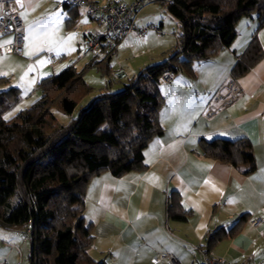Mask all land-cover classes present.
<instances>
[{
    "label": "crops",
    "instance_id": "crops-1",
    "mask_svg": "<svg viewBox=\"0 0 264 264\" xmlns=\"http://www.w3.org/2000/svg\"><path fill=\"white\" fill-rule=\"evenodd\" d=\"M94 1L105 4L113 0ZM15 3L25 35L30 25L53 22L54 37L72 43L71 49L61 43L53 46L59 57L68 63L67 56L77 53L83 60L84 31L94 27L84 8L69 10L66 0ZM142 8L132 18L139 26L144 25L139 14ZM72 14L76 18L70 27L67 20ZM239 22L245 23L237 27ZM236 29L233 43L192 64V74L178 71L171 83L159 84L166 95L163 98L159 91L164 99L157 113L162 134L147 142L143 171L114 177L103 170L87 183L83 210L85 222L91 225L92 259L106 264H196L207 252L223 258L225 264H264V24L258 26L255 17L241 18ZM130 34L135 35L128 32L126 36ZM252 40L261 57L254 62L246 59L247 70L233 77L235 64L241 62ZM26 44L24 41L22 55L0 56L15 55L30 64L32 58L45 55V48L35 51ZM28 52L32 54L26 55ZM100 55L103 58L105 53ZM55 60L54 56L51 62ZM229 82L241 91L236 99L230 100ZM217 137L249 141L255 170L245 175L228 162L203 155L201 139ZM256 219L260 223L252 226ZM238 220L239 230L229 233ZM15 229L22 231L20 226L0 228V238ZM3 252L0 245V264L9 257Z\"/></svg>",
    "mask_w": 264,
    "mask_h": 264
},
{
    "label": "trees",
    "instance_id": "trees-1",
    "mask_svg": "<svg viewBox=\"0 0 264 264\" xmlns=\"http://www.w3.org/2000/svg\"><path fill=\"white\" fill-rule=\"evenodd\" d=\"M159 1L179 25L177 49L121 90L92 97L68 123H58L53 110L75 113L91 92L83 72L98 63L96 57L80 71L71 65L40 80L37 100L11 117L4 114L18 103L19 90L0 92V228H22L30 241L29 264H106L89 255L93 236L83 210L87 183L103 170L114 177L143 171L147 142L162 134L157 113L164 72L186 69L192 74V64L233 43L237 22L244 16L264 24V0ZM75 18L72 14L67 25L71 27ZM113 50L101 58L104 64ZM260 57L259 47L251 42L235 64L233 77L247 70L246 59ZM199 143L203 155L228 162L245 175L256 168L246 139L217 137ZM240 224L238 220L229 233L238 231Z\"/></svg>",
    "mask_w": 264,
    "mask_h": 264
},
{
    "label": "rangeland",
    "instance_id": "rangeland-1",
    "mask_svg": "<svg viewBox=\"0 0 264 264\" xmlns=\"http://www.w3.org/2000/svg\"><path fill=\"white\" fill-rule=\"evenodd\" d=\"M163 5L164 4H159L158 2L146 3L139 12V14L142 13V18H144V22L141 21L144 24L142 26H146L147 23H153L158 27L160 22H162L161 29L163 34L157 35L153 32H147L143 38L132 34L125 38H121V40L115 44L117 48L115 49L114 47L109 61L107 60V64H104L106 63L105 59V61H101V55L96 56L90 50L88 51L86 49L87 46L85 48L81 47V57H83V60H79L78 54L76 53L71 56L68 55L66 58L68 63H65L63 59L59 57L58 50L54 49L53 46H60L61 43L64 46H69L71 49L72 43L67 39H65V41H63L62 38L57 40L55 37H53L55 44L51 47V50L45 47V55H37L35 59L32 58L33 60L30 64L25 60H19L15 55L0 56V92L8 91L10 88L14 87L19 89L20 95L18 103L4 115H6L7 118L11 117L14 113L24 110L35 102L41 94L39 88H37V83L40 80L50 75H57L67 65H74L76 70L80 71L90 63V59L92 60L96 57L95 60L98 63L93 67H87L83 72L84 81L91 87V92L87 94L80 105L76 107L75 113L72 116H67L57 108L53 110L57 122L66 124L76 117L79 108L81 106H86L92 97L100 92L111 93L121 90L124 83H128L132 78H136L147 66L160 64V62L167 60L175 49H177L179 25L177 21L166 12V9L164 10V8H162ZM252 16H254V14ZM242 19L244 21V19L247 20L248 17L244 16ZM244 23L239 22L237 27H242ZM4 41H7V38L0 39L1 44H3ZM48 52L56 57L54 62H51L49 55H47L49 54ZM84 53H86V56ZM69 59H71V61H69ZM41 61H43V63H41ZM37 63L44 67L42 69L40 68L41 71ZM181 72L188 73L186 69H182ZM160 83L164 82L161 80ZM158 90L163 98H165L166 95H164L165 92L163 91L162 84L161 86L159 85ZM0 245L3 247V253H9V257L4 259L3 264H29L30 241L28 236L21 231V229H15L7 236L1 237Z\"/></svg>",
    "mask_w": 264,
    "mask_h": 264
},
{
    "label": "built area",
    "instance_id": "built-area-1",
    "mask_svg": "<svg viewBox=\"0 0 264 264\" xmlns=\"http://www.w3.org/2000/svg\"><path fill=\"white\" fill-rule=\"evenodd\" d=\"M150 0H132L131 3L122 1H108L101 4L94 0H66V5L71 7L84 8V12L95 25L91 29L84 31V40L87 49L93 52L96 56L104 54L112 50L115 44L125 37L128 32L143 38L147 32H153L157 35H162V29L153 24L139 26L132 22V18L146 3ZM169 1V0H165ZM25 27L20 15V9L15 3V0H0V39L7 38L11 43H0V55L4 54H23ZM51 60L54 56L49 53ZM173 73L170 71L164 72L160 76V81L171 83ZM227 91L230 92V100L236 99L241 91L234 86L232 82L227 84ZM209 113V115H211ZM260 219L251 222L252 226L260 223ZM28 233V230H26ZM201 263L196 264H225L221 257H214L206 252ZM172 260L170 256H165ZM242 264H251L249 261H244Z\"/></svg>",
    "mask_w": 264,
    "mask_h": 264
},
{
    "label": "snow or ice",
    "instance_id": "snow-or-ice-1",
    "mask_svg": "<svg viewBox=\"0 0 264 264\" xmlns=\"http://www.w3.org/2000/svg\"><path fill=\"white\" fill-rule=\"evenodd\" d=\"M19 2V0H17ZM24 15V13H22ZM52 18H50L51 21ZM55 27V23L49 22L39 23L36 26L30 25L27 29V35L23 37L27 41L26 47L30 49H35V51L44 50L47 47L51 50V47L55 44L54 34L52 29ZM11 40L4 41V43H11ZM32 54L31 52L26 53V55ZM43 63V61H41Z\"/></svg>",
    "mask_w": 264,
    "mask_h": 264
}]
</instances>
